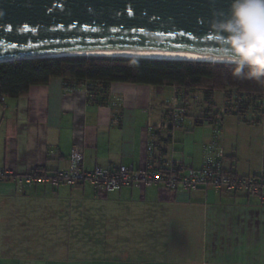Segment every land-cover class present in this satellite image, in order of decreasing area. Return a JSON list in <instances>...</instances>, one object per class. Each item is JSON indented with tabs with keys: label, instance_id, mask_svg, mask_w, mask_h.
I'll list each match as a JSON object with an SVG mask.
<instances>
[{
	"label": "crops",
	"instance_id": "crops-1",
	"mask_svg": "<svg viewBox=\"0 0 264 264\" xmlns=\"http://www.w3.org/2000/svg\"><path fill=\"white\" fill-rule=\"evenodd\" d=\"M173 90L115 82L97 100L52 78L30 87L25 96L4 97L0 166L16 174L65 168L76 145L88 169L122 163L138 168L147 142L154 141L164 148V158L199 167L211 127L194 124L196 114L189 113L195 130L173 131L168 123ZM234 117L221 119L224 166L237 176L258 175L264 171V154L240 162L235 132L248 122ZM86 251L92 258L85 257ZM82 261L264 264V203L241 191L203 187L168 191L145 185L104 193L87 183L53 188L0 179V264Z\"/></svg>",
	"mask_w": 264,
	"mask_h": 264
},
{
	"label": "water",
	"instance_id": "water-1",
	"mask_svg": "<svg viewBox=\"0 0 264 264\" xmlns=\"http://www.w3.org/2000/svg\"><path fill=\"white\" fill-rule=\"evenodd\" d=\"M229 4L230 0H0V62L108 50H159L226 60L210 22L221 12L227 16Z\"/></svg>",
	"mask_w": 264,
	"mask_h": 264
},
{
	"label": "trees",
	"instance_id": "trees-1",
	"mask_svg": "<svg viewBox=\"0 0 264 264\" xmlns=\"http://www.w3.org/2000/svg\"><path fill=\"white\" fill-rule=\"evenodd\" d=\"M232 65L227 62L120 59L92 56H56L15 59L0 62V101L2 97L25 96L32 86L46 85L59 78L64 87L94 82L99 90L91 99L99 100L111 83H134L152 86H172L184 99L201 93L205 104L194 118V124H212L223 114H234L250 122L247 113H257V105L264 97V85L255 80L238 79L232 75ZM222 93V104L217 106L214 94ZM103 96V95H102ZM102 99V98H101ZM188 115L187 104L183 105ZM257 123V122H251ZM158 157L164 148L155 143Z\"/></svg>",
	"mask_w": 264,
	"mask_h": 264
},
{
	"label": "built area",
	"instance_id": "built-area-1",
	"mask_svg": "<svg viewBox=\"0 0 264 264\" xmlns=\"http://www.w3.org/2000/svg\"><path fill=\"white\" fill-rule=\"evenodd\" d=\"M67 90L81 88L87 99L98 92L99 85L94 82H82L79 85L65 87ZM2 97L1 99H3ZM186 98L181 92L173 90L172 102L168 110V123L173 128L183 126ZM257 113H247L250 122H262L264 133V97L257 105ZM221 120L219 114L211 124V135L208 141L201 145V163L199 167H191L185 163L176 162L172 157H158L155 142L148 141L146 157L142 166L133 168L122 163L118 165L84 167L83 153L72 145L65 168L46 171L39 168L30 169L21 174L0 166V179L12 178L25 186L48 185L57 188L60 185L73 186L87 183L96 191L109 193L123 187L145 185L160 186L168 191L195 190L196 188H211L214 192L241 191L246 195L264 203V171L253 176H237L226 170L225 156L220 148ZM172 155V153H171Z\"/></svg>",
	"mask_w": 264,
	"mask_h": 264
},
{
	"label": "clouds",
	"instance_id": "clouds-1",
	"mask_svg": "<svg viewBox=\"0 0 264 264\" xmlns=\"http://www.w3.org/2000/svg\"><path fill=\"white\" fill-rule=\"evenodd\" d=\"M210 28L232 75L264 85V0H230L227 16L217 14Z\"/></svg>",
	"mask_w": 264,
	"mask_h": 264
},
{
	"label": "rangeland",
	"instance_id": "rangeland-1",
	"mask_svg": "<svg viewBox=\"0 0 264 264\" xmlns=\"http://www.w3.org/2000/svg\"><path fill=\"white\" fill-rule=\"evenodd\" d=\"M173 97V96H172ZM214 102L217 104V106H221L222 102V93L221 92H216L214 94ZM188 106L187 112L188 113H200L202 108H205V104L201 102V93H195V96H187L186 102ZM190 107V108H189ZM224 120H231L235 119V115L233 114H223ZM193 123V120L190 118V116H185L184 117V123L182 127L179 128H173V131L176 130H181L185 132H191L195 129H192L191 127ZM241 129L239 130L240 133L235 132L236 135H238V142H237V153L239 156V160L242 164L246 163L247 157L252 156L253 158L259 159L261 156V153L264 154V133H263V124L262 122L258 123H242ZM201 127V126H200ZM203 127L205 128H210L211 125L209 123L204 122ZM199 128V127H196ZM222 131V130H221ZM220 131V138L222 137ZM210 135H211V128H210ZM233 136L232 132L228 133L227 139H231ZM228 141V140H227ZM87 256L85 257H91L90 253L86 251ZM92 258V257H91ZM82 264H96V263H91L92 261H82Z\"/></svg>",
	"mask_w": 264,
	"mask_h": 264
},
{
	"label": "bare ground",
	"instance_id": "bare-ground-1",
	"mask_svg": "<svg viewBox=\"0 0 264 264\" xmlns=\"http://www.w3.org/2000/svg\"><path fill=\"white\" fill-rule=\"evenodd\" d=\"M96 56V57H125V58H149V59H168V60H191V61H210V62H227V60H214L202 54L169 52L159 50H144V51H94V52H79L72 53L68 56ZM228 63V62H227Z\"/></svg>",
	"mask_w": 264,
	"mask_h": 264
}]
</instances>
